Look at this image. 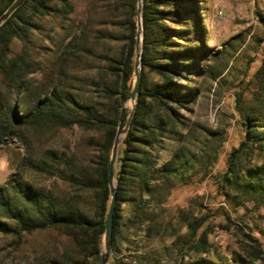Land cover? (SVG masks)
<instances>
[{"label": "trees", "instance_id": "16d2710c", "mask_svg": "<svg viewBox=\"0 0 264 264\" xmlns=\"http://www.w3.org/2000/svg\"><path fill=\"white\" fill-rule=\"evenodd\" d=\"M13 1L0 0V15ZM126 1L132 7L125 20L128 41L120 60L108 58V68L118 78V84L103 88L104 97L111 101L107 109L97 103L80 102L63 78L68 73V64L83 54L87 41L85 31L74 36L69 32L75 9L72 0H24L0 26V144L25 140L28 129L43 125H77L93 130V139L99 141L98 154L92 159L94 165L78 180L83 189L93 191L96 196L94 220L66 211L32 184L15 178L10 187H0V214L15 220L16 225L0 217V232L20 234L39 228H61L81 250L101 257L111 201L108 184L111 147L120 104L133 88L137 8L136 0ZM142 14L141 84L131 124L116 160L118 192L111 252L116 255L120 250L116 239L119 228L129 224L123 215V205L128 203L142 214L140 218L129 219L133 221L136 217L145 224L147 237L153 235L155 221L161 223L165 219L170 224L180 221L185 226L186 231L175 244L178 254L182 258L191 251L201 255L185 264H264V248L257 238L248 235L251 243L243 246V254L230 261L213 259L209 232L201 230L202 220L194 212L179 208L175 216L168 215L165 204L177 188L195 181L198 166L208 169L218 159V147L212 148L209 140L197 150L186 148L183 130L187 122L182 110L195 100L198 91L180 81L187 72L205 73L203 63L215 54V49L208 44L202 0H144ZM47 19L52 24L45 34ZM169 20L177 26L166 24ZM260 21L264 29V14H260ZM260 41H264V33ZM223 53L224 50L218 52ZM48 57L53 59L52 63L47 62ZM254 79L259 86L264 84V54ZM239 113L244 134L227 155L219 190L235 206L252 201L257 210L264 211V119L248 106L239 108ZM126 121L124 115L123 124ZM217 134L208 130L214 140ZM32 161L31 158L29 163Z\"/></svg>", "mask_w": 264, "mask_h": 264}, {"label": "rangeland", "instance_id": "374dc122", "mask_svg": "<svg viewBox=\"0 0 264 264\" xmlns=\"http://www.w3.org/2000/svg\"><path fill=\"white\" fill-rule=\"evenodd\" d=\"M72 2L75 9L69 32L74 36L85 31L87 41L83 54L68 64V73L63 78L67 79L68 88L80 102L97 103L107 109L111 101L104 97L103 88L118 84V78L108 68V58H122L128 41L125 20L132 7L126 0ZM202 4L207 19L208 44L214 47L215 54L203 63L205 73L187 72L180 80L198 91L195 100L182 110L187 122L183 133L187 149L197 150L209 140L212 148L218 147L219 154L208 169L198 166L195 181L177 188L165 206L170 217L175 216L179 208L194 212L202 220L201 230L209 232V241L213 245L211 257L230 261L243 254V246L251 243L248 235L257 238L264 248V211L257 210L252 201L235 206L219 190L227 155L244 134L239 108L251 107L264 119V84L259 86L254 79L264 54V41H260L264 33L260 21L264 0H202ZM136 8L137 22L138 0ZM51 22L47 19L45 34L49 32ZM166 24L177 26L171 20ZM45 45L49 46V43L45 42ZM222 50L224 53L218 54ZM52 60L47 58L48 63ZM136 60L135 50L134 70ZM125 100L120 104V112ZM132 106L131 102H125L127 119ZM208 130L218 132L216 140L208 135ZM25 133V140L14 139L0 144V187H10L13 179L20 178L66 211L81 213L94 220L96 196L78 183L79 178L92 168V159L98 154L99 141L96 137L93 139V130L77 125H43ZM209 156H212V150ZM31 158L33 161L29 163ZM123 215L129 224L124 223L119 228L116 246L120 250L116 255L110 251L107 264H185L200 258L201 255L194 251L185 258L178 254L175 244L186 231L180 221L171 224L165 219L161 223L155 221L153 235L147 237L144 235L145 224L135 219L140 218L141 213H136L127 203L123 205ZM132 216H136L133 221L129 219ZM0 217L16 225L15 220L1 214ZM0 264L102 263L101 257L95 258L81 250L64 229L47 227L20 234L0 232Z\"/></svg>", "mask_w": 264, "mask_h": 264}, {"label": "water", "instance_id": "95a60500", "mask_svg": "<svg viewBox=\"0 0 264 264\" xmlns=\"http://www.w3.org/2000/svg\"><path fill=\"white\" fill-rule=\"evenodd\" d=\"M143 1L138 0V12H137V46H136V64L134 70V84L131 92L126 98L125 102L132 103V111L126 121L123 124L124 112H125V102L121 107V113L118 122V128L113 139L109 169H108V184L111 192V201L107 213L105 231L103 233L102 242H101V263L107 264L111 245H112V232H113V220H114V211L117 203V192H118V183L115 176L116 170V160L119 152V146L123 141L124 136L129 130L133 113L135 110L136 98L140 89L141 76H142V53H143ZM24 2V0H14L12 4L0 15V26L12 15V13Z\"/></svg>", "mask_w": 264, "mask_h": 264}]
</instances>
